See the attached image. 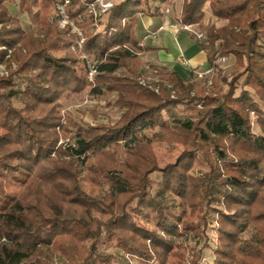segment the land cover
Segmentation results:
<instances>
[{"label":"trees","instance_id":"1","mask_svg":"<svg viewBox=\"0 0 264 264\" xmlns=\"http://www.w3.org/2000/svg\"><path fill=\"white\" fill-rule=\"evenodd\" d=\"M92 1L70 0L69 18L81 28L92 24L83 16ZM114 1L98 21L100 31L86 35L90 57L113 51L96 66L90 88L83 60L59 55L64 33L49 19L60 0H0V63L7 57L6 64L16 65L0 78V264H50L53 254L60 264H129L105 251L108 245L143 264H203L210 219L217 243L208 264H264V0H182L181 25L200 24L206 3L227 21L209 30L206 65L220 55L242 70L225 94L211 97L192 94L188 78L161 67L156 75L172 85L174 98L162 84L155 93L141 82V56L150 47L141 45L135 28L140 16L154 17L159 8H151L152 0ZM86 90L117 93L123 111L115 125L78 135L64 151L89 160L88 180L102 186L99 195L51 157L57 102ZM144 131L146 141L139 139ZM134 141L125 151L118 145ZM153 141L181 144L182 154L159 169ZM197 164L204 170L194 175ZM146 209L156 215L153 229L135 220Z\"/></svg>","mask_w":264,"mask_h":264},{"label":"rangeland","instance_id":"2","mask_svg":"<svg viewBox=\"0 0 264 264\" xmlns=\"http://www.w3.org/2000/svg\"><path fill=\"white\" fill-rule=\"evenodd\" d=\"M17 1V0H15ZM97 0H93L88 3L85 8L84 17L90 19L92 24L88 28H81L79 25L71 20L68 15V6L70 5V0H60L58 4H56L55 12L49 19V21H54L58 30L63 32L61 39V47L62 51H60V56L63 57L65 54H70L78 57L80 60L84 62V74L86 77L87 83L91 87H95V79L98 77V72L92 71L96 68L98 64L103 62H107L108 56L112 54L113 51L108 53V56H103V58H95L90 57L87 53L84 52V44L86 41V35L92 32L100 31L99 27V19L107 16L109 11L113 7L114 0H104V3L111 4V7L106 11L102 9L96 2ZM96 4L94 8V12L90 13L91 4ZM182 0H167L165 5L163 6V10L165 13H169L173 18L178 20L179 14L181 12ZM94 4V5H95ZM151 8L154 10L160 4L158 2L150 1ZM161 6V7H162ZM10 11L14 13V8L16 5H10ZM160 9V8H159ZM17 10V8H16ZM95 13V14H94ZM203 20L200 24L191 25L194 32L200 33L203 35L201 41H198L193 35H190V38L195 40V42H200V46L203 49L209 47V38L208 33L209 30H217L227 25V21L220 20L214 17L210 10V4L206 3L203 8ZM26 16V15H25ZM23 16L22 25L25 29L28 28V20L27 17ZM182 26L181 24L179 27ZM189 34V33H188ZM219 42L217 41L215 46H218ZM2 49V48H0ZM125 49H128L125 47ZM10 54V51H8ZM224 59V62L220 60ZM5 58L4 62L0 63V78H6L9 73V67L12 70L16 69V65L14 62H10V64H6ZM141 73H142V84L148 85L150 87H154V92L158 93L160 88V84L162 87L169 90V94L171 98L175 97V93L171 84L163 81H160L159 77H157L156 72L159 68L156 65H152L150 61H146L142 59L141 56ZM213 68V75L209 78L198 79L194 72L191 75H188V81H186L185 85H189L192 87V94H202L209 95L211 97H218L222 94H225L228 89V82H231L233 76L240 72L242 69L235 68L234 58L226 57V56H216L214 60V66H210ZM10 69V70H11ZM243 78L241 77L236 81L238 84L243 82ZM186 80V79H185ZM240 92V88L237 89L236 94L238 95ZM119 96L117 93H112L109 95H97L92 93L89 90L82 91L79 94L71 95L67 98L60 99L57 103L59 104L58 108V117H59V125L56 127L55 133L57 136V142L55 146V154L51 157L53 159H57L61 162L63 169L68 172L73 177L78 178L82 181L83 188L89 192L91 195H99L102 194L103 188L102 186L96 187L92 185L89 178V160L72 158L68 156L64 151L68 150L67 148L71 145L74 146L75 140L77 136H86L88 130L98 128L100 126H113L116 122L121 118L123 111L117 107V100ZM202 108V102L196 105V109L200 110ZM181 117H186L185 114L181 113ZM253 120V131L257 134H261L259 128L256 123H254V115H251ZM149 133L142 132L139 134L140 140H148ZM136 141L126 144L123 142H119L118 145L122 150H128L131 146L135 144ZM152 153L154 155V159L156 161V165L159 169H164L166 166L173 164L176 159L182 154L183 146L177 143L168 142H151ZM204 170V167L201 164H197L193 169L192 174L197 175L200 174ZM160 174L155 173L151 176L152 181L158 182L160 181ZM135 220L142 224L145 227L153 229L157 219L156 215L153 211L146 209L142 215L136 216ZM217 223L214 219H210V225L207 231V236L209 237L208 246L203 250V264H208L212 261V250L217 243V235H216V227ZM189 243H192V240H188ZM105 251H112L114 253H118L123 256L129 264H143L138 258L132 257L126 252H119L115 245H108L104 248ZM50 264H60L58 257L53 254L50 255Z\"/></svg>","mask_w":264,"mask_h":264},{"label":"crops","instance_id":"3","mask_svg":"<svg viewBox=\"0 0 264 264\" xmlns=\"http://www.w3.org/2000/svg\"><path fill=\"white\" fill-rule=\"evenodd\" d=\"M158 4H160L156 6H160L158 15L140 16L135 28L136 38L141 45L150 47V51L144 53L142 59L150 61L152 65L176 72L182 79H186L193 68L201 70L206 67V52L200 46V42H195L190 38V34L178 29L180 24L177 19L164 12L162 5L165 4ZM180 56L192 69L187 70L178 62Z\"/></svg>","mask_w":264,"mask_h":264},{"label":"built area","instance_id":"4","mask_svg":"<svg viewBox=\"0 0 264 264\" xmlns=\"http://www.w3.org/2000/svg\"><path fill=\"white\" fill-rule=\"evenodd\" d=\"M98 3V5L100 7H102L103 10H107L108 8L111 7V4H107V3H104V0H97L96 1ZM95 4V3H94ZM91 4V8H90V13L94 12V8L96 7V4ZM95 14V13H94ZM192 26L191 25H182L180 26V28L178 29H181L183 30L184 32H187L189 33L190 35H193L197 40L201 41V39L203 38V35L200 34V33H197V32H194L193 29L191 28ZM221 62H224L225 60L222 59L220 60ZM178 62L184 67L186 68L187 70L189 69H192L190 68V65L189 63L182 57L180 56L178 58ZM92 71L96 72V69H93ZM192 72L195 73V75L197 76L198 79H205V78H209L211 75H213V68L210 67L209 65H206V67H204L203 69L201 70H198L197 68H193L192 69Z\"/></svg>","mask_w":264,"mask_h":264}]
</instances>
